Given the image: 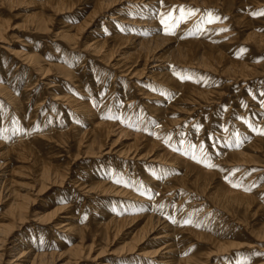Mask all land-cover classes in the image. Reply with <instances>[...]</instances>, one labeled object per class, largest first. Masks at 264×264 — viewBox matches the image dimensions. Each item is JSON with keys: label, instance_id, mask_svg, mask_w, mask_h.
Here are the masks:
<instances>
[{"label": "bare ground", "instance_id": "obj_1", "mask_svg": "<svg viewBox=\"0 0 264 264\" xmlns=\"http://www.w3.org/2000/svg\"><path fill=\"white\" fill-rule=\"evenodd\" d=\"M228 1L233 0H219V3L222 5L223 3H226ZM215 2V4H217V1ZM240 2L244 6H247V10L245 14H240L237 19H234L235 23L239 24L241 22V24H243V22L246 20V25L255 24L252 22V20L255 19L254 16H256V14L254 13H260V11L258 10L262 6H264V0H240ZM138 3H144L145 5H148V8L144 10V14H141L142 18L138 16H132V14L135 12V9L138 8ZM209 3L210 0H0V42L6 41L7 38L5 37V34L9 27V24L6 20L7 17L6 19H4L5 17H3L4 11L6 10H14L24 5L33 4L34 7H36V10L34 12L30 14L22 13L20 16L23 18L22 22L25 21V25H23L25 31H28L29 33L32 32L41 34L50 32L48 21H50L51 17H60L62 14H65L66 12L72 10H75V14L87 11L86 17L77 24L68 23L67 21L60 18V23L63 24L62 27L64 29L56 32L55 36L59 37V39H61L66 44L71 45V47L73 48H76L77 46H84V51L87 50L90 51V53L92 52L91 54L101 55L103 59H105L104 57H107L108 60L115 52L118 51V49H120L117 54V56H119V59H117L119 63L117 65L119 66L116 67L122 68V71L125 69L128 70L129 68H131L132 64L135 65V63H137L138 61H142L141 68L139 70H134V68H132L131 71L133 76L139 75L140 77L144 75L146 70L147 73H149V75H146L148 76L147 78H149L151 82H153H145L147 87H153L157 90H162V87L173 89L178 93L177 99L180 100L182 98H189V96L191 97V95H196L197 99L205 98V100H207L208 94H210L211 90H205V88L202 89L201 86L196 83H191L190 80L182 81V79L179 78V75H181V72L183 71L182 68H195L204 71L206 67H209L208 64L212 63V60L213 63L215 60V62L218 61V64L225 61L226 64L222 67H224V69L226 68L227 70L232 67L234 70L230 73H238L237 75L241 76L243 81H245L244 79L247 80V78H250L249 75H253L251 72L255 73V65L258 68L257 65L259 64L258 63L254 65L253 63H249L250 61H238L226 57L225 50H227V48H229V45L233 43L235 37L230 38L229 41L221 42V40H219L217 43H212L211 40L218 39L220 37L219 35L211 38V40H209V36L203 37L204 32L208 35L209 33L211 34L216 27L225 25V23L220 24L219 21L212 22L208 20L211 18L212 12L207 14V18L205 17L207 9L209 7H212V4ZM81 4H90L91 7L89 8L83 6L80 7L81 9L77 11V6ZM174 4H178L179 6L174 7ZM248 5H250L251 7H249ZM181 6L184 12L188 11L189 14H191V17L189 16L188 19H182L183 22L181 28L184 29L189 24L192 25L201 22V32L197 34V37L195 38L177 41L173 49L168 51V53L170 52L169 56L166 55V52L159 54L161 49H163L166 44H170L172 40H170L171 37L166 35L169 31L168 28L162 26V31L158 32V30L156 29L158 27L157 25H162L160 21L165 17L167 13L169 20H173L174 14ZM213 7H216V5ZM170 8H172V10ZM169 9L170 11L168 12ZM47 11L52 12L50 18V15H45L46 13L44 14V12ZM50 12L48 13L50 14ZM152 12H155V14L153 16H150ZM181 13L183 12L180 10V15ZM247 13L249 14L248 18L246 16ZM100 18L104 19L98 20ZM114 19L117 21H114ZM55 20L58 19L56 18ZM97 22L99 23L96 24ZM103 23L111 26L110 31L105 30L106 26H104ZM123 23H129L130 25H123ZM97 26H101V29H99L100 27ZM230 33L237 34L236 32ZM245 39H252V41H254L253 43H255V47H261L264 45L262 34L258 33L254 29H252L245 35ZM0 47L2 48L3 46ZM28 48L29 49H27V51L22 50L20 52H17L15 50V52H17V56L16 53L13 52L14 57H17L19 59L21 65L26 64L29 67V72H27L28 78L25 79L26 83L22 90L21 97H16L15 95H13V92H11L8 85H3L2 83H0V97L3 100L0 101V264H58V262L53 261L55 259H57L58 261L62 259V257H64L63 252L65 251L66 253H72L74 257L72 259H69V261L67 260L60 264H80L82 260L84 261L85 259H89V250H91L93 246L92 244H89V246H87L85 245V242L83 243V235H85V233L87 234L88 225L82 224L84 222H81V220L79 219V214H74L73 212H70L68 210L69 215L66 214V217L63 216V220H58L60 213L62 211H66L68 209V206H63L61 208L55 207L50 211L33 210L32 221L37 224V227L41 225L40 227H38L39 229H44V227H46L52 229H60L63 232L71 233L73 236L81 235L79 236L80 241L77 245L75 244L68 248H65L67 247L65 246L63 247V249L65 248L64 251H55L54 249L49 251L48 248L46 247V249L43 245H39L37 247L33 246V239L26 240L23 238L20 239V237L15 236V224H23L28 220L26 210H32V206H34L36 202L35 196H38V194L42 192L43 187H45V184L38 183L40 181H45V183H48L49 181H52L56 178L57 171L51 166V163L40 161V159H44V155L41 154V152H37V148L38 146H41L42 140L44 141L46 139L54 138L58 140L63 137L69 138L71 136L72 138H75L78 145L88 146L89 149H87V151L91 150L94 146H99L98 148L100 149L104 146V144H106L105 142L107 140V137L115 131L116 125H128L129 123L128 120L122 118H117V121H112L115 118L109 115V119H102V107L104 108L108 103V100L111 97L113 98L114 95H117L116 93L105 95V97H103V99L101 100V109L97 110L95 114H93V98L96 97L97 99H100L101 95H103L100 94V88L99 86H97L96 82L93 81V87H91L90 95L86 96L87 99L84 98V96L81 97L80 95H82L84 90L88 88L85 85L86 83L82 80V74L80 75L74 69H69L66 65L61 64V62L58 61H50L46 62L48 64H43L40 56L36 52H34L33 48ZM121 49L124 50L121 51ZM1 59L2 58H0V69L2 71V66L4 65ZM12 61L13 59L8 62V67H14V71L18 70L20 68L19 63L15 62V64L12 65ZM127 61H131L132 64L127 66ZM115 63L117 62H114L113 65ZM52 69H57L61 73V75H64L66 77L65 79L67 80V82L63 84L64 89H59L61 95L58 96V94H55L54 98L51 97L53 100L60 102L59 105H64L63 103H65L67 110L64 111V116L66 121L65 124L67 123V125L64 126L65 129L62 130L54 129L50 127V124L48 126V130L52 135L44 136L40 133H33V130L30 129V125L33 121V118L37 114L36 112L38 110V107L44 105L43 103L45 99L43 95H40V92H37L38 89L36 88V85L39 81L38 77L42 75L43 79H47ZM224 69L222 70L226 71ZM35 72L38 73L37 78L35 80H32V78L30 79V74ZM233 75L235 74L232 73L231 76ZM1 77L2 75L0 74V78ZM84 80L86 79L84 78ZM111 84L112 82L110 83V85ZM54 86L57 85L52 84L49 87ZM74 87L79 96L74 95ZM138 90L144 94H149L148 90L144 89V86L139 87ZM117 93L122 95L121 101L124 104V106L119 111L121 117H125L126 115L124 114V111L126 110L125 106H128L127 111H130L129 115L131 117H135L136 113L132 109H137L138 105L139 109L140 105L144 104H141L142 102L139 103L140 101H135L134 99H132L134 96H131L130 91ZM23 94L25 95L26 104L30 99L33 98L36 101L32 109L33 112L31 116L29 115V118H26V116L24 117V115H26L24 114V112L28 105L24 107L20 106ZM144 103H146V101ZM147 105L148 107H143H146L147 110L149 109V111L154 113L156 117L161 115L158 117L159 119H161V121H157V125H159V127L154 128L153 131L155 132H153V135L150 138H146V134L140 130L134 133L131 138L133 144L129 143L131 147L133 145V149L127 146V144H124L126 145L127 150L125 149L126 151H124V153H122L123 151H121L122 154H119L120 157H125L124 159H127L130 156L132 157L131 159L135 158L139 154L138 148L140 147H144V149L146 148L147 153L151 152L154 148L159 146L160 141L158 138L161 135L160 130L165 126L168 120L165 118V112L167 111V109L157 107L156 104L148 103ZM262 105L263 104L259 105V107H262ZM254 107H256V105ZM4 108L7 110L6 114L2 112ZM12 112L13 114L15 113V116L12 114ZM138 112H141V114H145V111L141 109H139ZM10 114H12L13 116ZM89 116L90 118H93V121L95 122H90L91 124L87 129H77V125H75L76 121L80 122V124L83 125L84 123H86L84 121L90 120ZM260 117V121H263L264 112H262ZM69 118H73L75 122L68 123ZM145 119L146 114L141 118V120H138V125L140 127L144 124ZM140 127L138 129H140ZM119 128L120 130L117 132V138H120L121 136L131 135L127 132V129L125 127H122L120 125ZM184 133H186V131ZM119 144L120 143H118L117 145ZM112 145H114V142ZM262 146H264V137H261L258 132L252 134L251 141L247 144H244L241 148H238V144H236V142L228 143V146L223 153L224 158H221L220 160V162H222L221 164L223 166V169L225 170L231 166L234 167L236 165H246L247 163L249 164V162L251 163L255 157L254 152L259 151L257 150V148L262 149ZM130 148L132 150H130ZM106 149L108 150L103 151L105 150L103 149L102 151H100L101 154L111 152L110 148ZM12 155L17 159V161L21 162L22 164L17 167H12ZM262 155L264 156V153ZM157 157H159V159ZM136 158V160L140 159L138 157ZM155 159L153 160H159L167 164L176 165L177 169H183V175L177 176V172L175 173L174 171L173 173L172 171L168 176L160 179L161 175H158V172L143 169L141 171V180L144 183H140L139 186H136L135 189L139 190L140 192L147 193L148 195L146 197L138 195V193H134L130 189L128 190L125 187L126 185L120 184L124 182V180L122 181L120 178L118 179L117 177H114L112 173L110 174L106 172H100L96 178L91 179V184L89 186L86 185L87 183H79V179H75V182L78 183L77 186L80 187V190L85 192H87L86 189L89 190V188H93L100 189L102 193H111L115 196L126 195L129 192L134 193H131V196H129L131 197V199H133V201H135L134 203L126 207L112 208L109 214H107L106 216H102L105 219L107 218V220L98 221L94 225V227L96 226L97 228L95 229V235L99 236L104 232L108 237H115L124 229L132 228L130 229L131 231L135 230L131 235V239H129L130 241L126 242L123 245V248L132 249L129 252L134 251L135 248L139 250V256L145 257L140 262L142 264H209L215 259L217 261L220 260L222 258L221 255L226 253L228 247L233 246L234 243L226 239L223 234L220 233L221 231L218 230V228H220L223 223H221L220 221L222 220V218L219 219V216H221V214H218L216 216V214L218 213L216 211L221 210L222 212H228L225 210V206L222 205V202V204H219L220 202L212 200L214 199V197L223 196L224 198L226 196H229L230 198H227L230 199V201L234 200V202L236 201V204L238 202L240 205L242 204L247 208L250 207L251 204L253 205L254 202H257L255 204L257 210L262 208V210L264 211V205L256 191H253V193H248L247 191L236 189L234 187L224 186L221 182H217V184L212 188L213 191H208L210 193L206 196H203L204 199L194 198V203H192L191 205L184 202V204L181 203L183 199L182 195L179 194V198L176 202L173 203L174 207L172 206L173 208L170 209L168 204L169 202L166 200H169L170 198L178 195L180 187H185L187 184H193L194 187L196 185L201 190L205 191L206 187L209 184V182H207L209 177H212L215 173L214 171L202 167L198 163L195 164L190 159L182 160L180 155L175 152L171 153L170 150H168L166 147H162L160 149V152L156 155ZM27 161L32 162V165L30 164L32 168L23 164L24 162L28 163ZM135 164H139V162H135ZM27 167L31 169V172L33 169L32 173H35L33 174L35 176L32 177V183H27L31 185V188H28V190L23 194L19 191V187L22 188L21 183L23 181L21 180V175H23L22 173H24L23 177L27 175L25 171L23 172V169ZM18 176L21 178L19 179ZM64 176L66 175H63V177ZM61 179L59 180L61 181ZM121 185L123 187H121ZM147 187L150 190H148ZM189 187L191 186L189 185ZM132 188H134L133 184ZM221 197H219V199ZM222 200L224 201V199ZM193 204H195L196 206ZM165 205L167 206L164 208ZM179 205L184 206L181 208ZM228 205L230 204L228 203ZM189 206H192L193 208L189 210ZM233 206H235V204ZM134 209H137V212L135 214L134 212H132ZM196 209H201V211L203 210V213L206 214L204 215L203 220H198L199 217L203 214H195L196 219L193 222V220L191 219L192 217H190V212ZM183 216H185V218ZM226 217H224L223 219H225ZM184 219H186L187 222L183 223L181 221ZM214 227H216L215 230H217L215 232L217 233L216 235L209 234L205 231L208 230V232H214ZM189 238H194L196 240H198L199 238H206L211 242V249L202 254L197 253L184 257L182 256L183 253H181V247H184L187 244L186 239ZM54 241L55 243H64L62 237L58 236L54 238ZM182 242H184L183 245H181ZM147 243L151 245L149 246L151 247L149 250H145L141 247L143 246V244L145 245ZM86 246L89 248H87L88 252L84 250L86 249ZM99 257L100 255L97 254L91 259L94 261L96 259H99ZM240 261L241 263L239 264L251 263V261L248 259V256H244ZM100 262L102 261H99V264H101ZM259 264H264V262H260Z\"/></svg>", "mask_w": 264, "mask_h": 264}, {"label": "rangeland", "instance_id": "obj_2", "mask_svg": "<svg viewBox=\"0 0 264 264\" xmlns=\"http://www.w3.org/2000/svg\"><path fill=\"white\" fill-rule=\"evenodd\" d=\"M215 1H217L218 5L215 4ZM209 4H212V7H209L207 9L205 17L207 18V14L212 12V19L210 18L208 20L212 22L219 21L220 24L225 23V25L216 27L214 30L215 32L213 31L211 34L209 33L210 35H207L204 32L203 37L209 36V40H211V38L219 35L220 37L218 39L211 40L212 43H217L219 40H221V42L229 41L230 38L235 37L233 43L229 45V48H227V50H225L226 57L232 60L250 61L249 63H253L254 65L259 63L260 65H257L258 68L255 65V73L251 72L253 75H249L250 78H247V80L244 79L245 81H243L241 76L237 75L238 73L232 72L235 75L231 76L232 73L230 72L234 69L231 66V68L228 70L226 68L224 69V67L222 66H225V61L218 64V61L215 62V60L213 63L212 60V63L208 64V66H213L214 68L206 67L204 71L195 68H182L183 71L181 72V75H179V78H181L182 81L190 80L191 83L198 84L202 89L205 88V90H211L210 94H208L207 100H205V98L197 99L196 95H191V97L189 96V98L191 99L182 98L185 100H180L177 99L178 93L173 89L162 87V90H157L153 87H147L145 82L153 83L149 78H147L148 76H146L149 75V73H147V71L145 70L144 75L139 77V75L133 76L131 71L132 68H134V70H139L141 68L142 61H138L137 63H135V65L132 64L131 61H127V66L132 64L131 68H129L128 70L125 69L122 71V68L116 67L119 66L117 65L119 63L117 60L119 59V56H117V54L120 49H118V51L115 52L108 60L107 57H104L105 59H103L101 55L91 54L92 52L90 53V51L87 50L84 51V46H77L76 48H73L71 47V45L66 44L61 39H59V37L55 36L56 32L64 29L62 27L63 24L60 23V18L67 21L68 23L77 24L86 17L87 11L75 14V10H72L66 12L65 14H62L60 17L57 16L55 18L51 17L52 12H44V14L46 13L45 15H50L49 18L51 17L50 21H48L50 32L44 34L32 32L29 33L24 29L23 25H25V21L22 22L23 18L20 15L22 13L30 14L34 12L36 10V7H34L33 4L24 5L14 10L4 11L3 17H5L4 19H6L7 17L6 20L9 24V27L5 34V37H7L6 41L0 42V46H3L2 48L0 47V58H2L1 60L3 61L4 65L2 66V71L0 69V74L2 75V77L0 78V83H2L3 85H8L11 92H13V95H15L16 97H21L22 90L26 83L25 79L28 78L27 72H29V67L26 64L21 65L19 59L17 57H14L13 52H15V50L17 52H20L22 50L27 51V49H29L28 47H30L33 48L34 52H36L40 56L43 64H48L46 62L50 61H58L61 62V64L66 65L69 69H74L80 75L82 74V80L86 83L85 85L88 88H86L83 94L80 95L81 97L84 96V98L87 99L86 96L90 95L91 93L93 81L96 82L97 86H99L100 88V94L103 95H101L100 99H97L96 97L93 98V114H95L97 110L101 109V100L103 99V97H105V95L116 93L117 95L113 96V98H115L113 99L111 97L105 107H102V119H109V115L115 118L112 121H117V118H122L128 120V123L130 124L116 125L115 131L112 133L113 135L111 134L107 137V140L105 142L106 144H104V146L100 148L101 150L98 148L99 146H94L91 150H88V152V146L81 145V147L76 143L75 138H72L71 136L69 138L63 137L58 140L55 138L46 139L44 141L42 140V144L40 143L41 146H38L37 148V152H41V154L44 155V159H40V161L51 163V166L57 171L56 178L54 179L55 181L52 180L53 182L49 181L48 183H45V181H40L38 183L45 184V187H43L42 192L39 193L38 196H35L36 202L34 206H32V210H26L28 220L26 219L27 221H25L23 224H15L16 237H20V239L23 238L26 240L33 239V246L37 247L39 245H43L45 246V248L47 247L49 251L53 249L55 251H64L65 248L71 247L75 244L77 245L80 241L79 236L81 235L73 236L71 233L63 232L60 229H52L46 227H44V229H39L38 227H40L41 225L37 227V224L32 221L33 210L50 211L55 207L61 208L63 206H68V209L66 211H62L60 213L58 220H63L64 217H66V214L69 215V211L73 212L74 214H79V219L81 220V222H84L82 224L88 225V232L87 234L85 233V235H83V243L85 242V245L87 246H89V244H92L93 246V249L91 248V250H89V259H85L86 261L82 260V263L80 262V264H99V261H102L100 262L101 264H142L140 262L145 257L139 256V250L135 248L136 250L134 249V251L129 252L132 249L123 248V245L126 242L130 241L129 239H131V235L135 231H131L130 229L132 228L122 230V232L115 237H108L104 232L99 236L95 235V229L97 228L96 226L94 227V225L98 221L107 220V218L105 219L102 216H106L107 214H109L112 208L126 207L135 202L133 201V199H131V197H129L131 196L132 192H129L126 195L122 196H115L111 193H102L100 189H93L89 187V190L86 189L87 192H85L80 190V187L77 186L78 183L75 182V179H79V183H87L86 185L89 186L91 184V179L96 178L100 172H106L110 174L112 173L114 177H117L118 179L120 178L122 181L124 180V182L120 184L126 185L125 187L128 190L130 189L134 193H138V195L146 197L148 195L147 193L140 192L139 190L135 189L136 186H139L140 183H144L141 180V171L143 169L158 172L157 174L161 175L160 179L165 178L172 171L173 173L174 171L175 173L177 172V176L183 175V169H177L176 165L167 164L159 160H153L156 158V155L160 152V149L162 147H166L168 150H170L171 153H177L181 156L182 160L190 159L195 164L198 163L202 167L214 171L215 173L212 177H209L210 180L208 179L207 181L209 182V184L207 183L209 187L207 186L205 191L201 190L196 185L194 187L193 184H187L185 187H180L178 195L170 198L169 200H166L169 202L168 204L170 209L174 207L173 203L177 201V199L179 198V194L182 195L183 199L181 203L184 202L191 205L192 203H194V198L201 199L203 198V196H206L207 194L212 192V188L217 184V182H221L224 186H230L236 189L247 191L248 193H253V191H256L264 205V156L262 155L264 153V146H262V149L257 148V150L259 151L254 152L255 157L251 163H247L248 165H236L234 167L231 166L224 170L221 164L222 162H220L221 158H224L223 153L227 148L228 143L236 142V144H238V148H241L244 144H247L251 141L252 134H255L256 132H258L261 137H264V120L260 121V116L262 112H264V45L261 47L256 46V48L255 43H253L254 41H252V39H245V35L252 29L256 30L258 33H261L264 39V15L260 14L261 12H264V6H262L258 10L260 11V13H254L256 14V16H254L255 19L252 20V22L255 24L246 25V20L244 22L242 21L243 24H241V22L239 24H236L234 21V19H237L240 14H245L247 10V6L241 4L240 0L228 1L226 3H223L222 5L219 3V0H210ZM214 4L216 5V7H213L215 6ZM83 6L89 8L91 7L90 4H81L77 6L78 8L76 10L78 11L79 9H81L80 7ZM175 6L179 5L174 4V7ZM248 6L251 7L250 5ZM147 8L148 5H145L144 3H138V8L135 9V12L132 14V16L141 17V14H144V10H146ZM181 8L182 6L174 14L173 20H169L167 13L165 17L160 21L162 25H157L158 27L156 29L158 30V32L162 31V26L167 27L169 31L166 35L171 37L170 40H172L170 44H166L163 49H161L159 54L166 52V55L169 56L170 52L168 53V51L173 49L177 41L195 38L197 37V34L201 32V22L192 25L189 24L184 29L181 28L183 22L182 19H188L189 16L191 17V14H189L188 11H183V13H181L180 15ZM170 9L172 10V8ZM170 9L168 10V12L170 11ZM48 12H50V14ZM154 14L155 12H152L150 16H153ZM246 16L248 18L249 14L247 13ZM56 18L58 20H55ZM103 19L104 18H100L98 20ZM114 21L117 20L114 19ZM98 23L99 22H97L96 24ZM103 24L104 26H106L105 30L110 31L111 26H108L105 23ZM123 25L130 24L123 23ZM97 27H100L99 29H101V26ZM230 32H236L237 34H231ZM122 50L124 49H121V51ZM17 52H15L16 56ZM11 59H13L12 65H14L15 62L19 63L20 68L18 70L14 71V67H8V62ZM114 62L117 63L113 65ZM222 69L226 71H223ZM37 74V72L31 73L29 78L35 80L37 78ZM186 76L189 78H187ZM42 77V75L38 77L39 81L37 82L36 88L38 89L37 92H40V95H43L45 97L43 103L44 105L38 107V110L36 112L37 114L31 122L30 129L33 130V133H40L46 136L52 135L48 130V126L50 124V127L62 130H64V126L67 125V123L65 124L66 121L64 116V111L67 110L65 103H63L64 105H59L60 102L52 99L55 97V94H58V96L61 95L59 89H64L63 84L66 83L67 80L65 79L66 77L64 75H61V73L57 69H52L47 79H43ZM84 78L86 80H84ZM111 82L112 86L110 85ZM52 84H56L57 86L49 87ZM141 86H144V89H147L149 94H144L139 91L138 88ZM73 89L74 95L79 96L75 87ZM108 90H110L111 93ZM126 91H130L131 96H134L132 99H134L135 101H140L139 103L142 102L141 104H144L140 105L139 108L141 110H144L146 114L145 122L141 127L138 125V120H141V118L145 114H141V112H138L139 105L137 109H132L136 113L135 117H131L129 115L130 111H127L128 106H125V117H121L119 113L124 104L121 101L122 95L117 92ZM25 100V95L23 94L20 106L24 107L28 105L25 109L24 114L26 115H24V117L26 116V118H29L33 112L32 109L36 101L33 98L30 99L26 104ZM0 101H3L1 97ZM145 101L146 103H144ZM49 102L51 103V105ZM148 103L156 104L157 107H160L162 109H167V111L165 112V118L168 120L165 126L160 130L161 135L158 138L160 141L159 146L154 148L151 152L147 153L146 148H138L139 154L137 156L135 155L136 157L140 158L138 160H136V157V159H131V156L128 157L129 159H124L125 157H120L119 154L121 153V151H123L122 153H124V151L127 150V147L124 144H127V146L131 147L129 143L133 144L131 138L134 133L140 130L146 134V138H150L152 137L153 132H155L153 131L154 128L159 127V125H157V121H161V119L158 118L161 115L156 117L154 113L149 111V109L147 110L146 107H148ZM261 104H263L262 107H259V105ZM255 105L256 107H254ZM2 112L6 114L7 110L4 108ZM13 115L15 116V113ZM93 120V118H90L89 121L83 120L84 122H86L83 125L80 124V122L76 121L75 125H77V129H87L91 124L90 122H95ZM69 122L75 121L73 118H69L68 123ZM120 125L122 127H125L127 129V132L131 135L121 136L123 139L121 137L117 138V132L120 130ZM139 127L140 129H138ZM185 131L186 133H184ZM117 139L120 142H118ZM113 142L114 145H112ZM116 143L120 144L117 145ZM111 147L114 148L112 149ZM106 148H110L111 152L101 154L100 151H102L103 149H105L103 151L108 150ZM131 148L133 149V145ZM131 148L130 150H132ZM157 158L159 159V157ZM27 162L28 163L24 162L23 164L25 166L31 167L32 162ZM135 162H139V164H135ZM21 164L22 163L17 161V159L12 155L11 166L17 167ZM24 169L23 172L25 171V173L29 175L23 177L24 173H22V178L18 176V178H21V180L23 181L21 183L22 188L19 187V191L23 194L28 190V188H31V185L27 183H32V177L35 176L33 175L35 173H32L33 169L32 172L29 167ZM63 175L66 176L63 177ZM61 178H64L63 181ZM59 179H61V181ZM132 184L134 185V188H132ZM122 185L121 187H123ZM189 185L191 187H189ZM148 190L150 189L148 188ZM219 197L221 196L214 197V199L212 200L220 202L219 204L223 203L222 205L225 206L224 208L228 213L224 211L222 212L221 210L216 211L218 212L216 216L218 214H221V216H219V219L222 218V220L220 221L221 223H223L222 226L218 228V230L221 231L220 233L223 234L226 239L230 240L234 244L233 246L228 247V249L226 250L227 252L221 255L222 258L220 260L217 261L215 259L212 261L213 263L211 262L209 264H239L241 263V258H243L244 256H248V259L251 261L250 264H259L260 262H264V211L262 210V208L257 210V207L255 205L257 202H254L253 205L251 204L252 206L250 205V207L247 208L242 204L240 205L238 202L236 204V201L234 202V200L230 201V199H228L230 198L229 196H226L224 198L222 196L220 199ZM222 199H224V201ZM228 203L230 205H228ZM234 204L235 206H233ZM166 206L167 205H165L164 208ZM183 206L184 205L180 207L182 208ZM192 206H189V210L193 208ZM132 212H134L135 214L137 212V209H134ZM197 213H199V215L203 214L199 217L198 220H203L204 215L206 214L203 213V210L201 211V209H196L190 212V217H192L191 219L193 220V222L196 219L195 214ZM183 217L185 218V216ZM224 217L226 218L223 219ZM181 221L183 223L187 222L186 219ZM213 229L214 232H208V230L205 231L209 234L216 235V227H214ZM57 236L62 237L64 243H55L54 238H56ZM186 240L187 244L184 247H181V253H183L182 256L184 257L197 253L202 254L211 249V242L206 238H199L198 240L189 238ZM183 244L184 242L181 243V245ZM87 246L86 249H84L86 252H88ZM149 246L151 245L147 243L145 245L143 244V246L141 247L145 250H149L151 248ZM63 247L65 248L63 249ZM63 253L64 257H62V259H60L59 261L55 259L53 262H58V264H60L64 261H69V259H72L74 257L70 252L66 253L65 251ZM97 254L100 255L99 259L93 261L91 258H93Z\"/></svg>", "mask_w": 264, "mask_h": 264}, {"label": "snow or ice", "instance_id": "obj_3", "mask_svg": "<svg viewBox=\"0 0 264 264\" xmlns=\"http://www.w3.org/2000/svg\"><path fill=\"white\" fill-rule=\"evenodd\" d=\"M181 11L183 12L184 10L181 8ZM260 14H261V15H264V12H261Z\"/></svg>", "mask_w": 264, "mask_h": 264}]
</instances>
